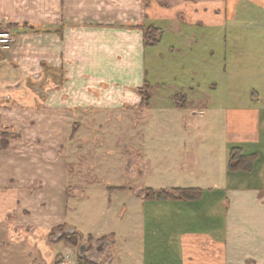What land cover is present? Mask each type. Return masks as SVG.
I'll return each mask as SVG.
<instances>
[{
    "label": "crops",
    "instance_id": "0c3cea01",
    "mask_svg": "<svg viewBox=\"0 0 264 264\" xmlns=\"http://www.w3.org/2000/svg\"><path fill=\"white\" fill-rule=\"evenodd\" d=\"M18 3L30 4L0 0V22L24 27L0 50V264H264V0H48V16L33 18ZM161 24L178 35L185 26L219 33L223 76L247 86L225 97L235 106L208 95V125L178 127L182 172L172 178L181 183L160 190L201 194L150 200L152 186L139 190L136 176L120 175L122 186L105 190L106 208H74V132L99 133L100 118H128L147 99L161 111L195 112L200 81L155 106L164 82L148 66L146 31L162 37ZM233 151L249 166L230 170Z\"/></svg>",
    "mask_w": 264,
    "mask_h": 264
},
{
    "label": "rangeland",
    "instance_id": "374dc122",
    "mask_svg": "<svg viewBox=\"0 0 264 264\" xmlns=\"http://www.w3.org/2000/svg\"><path fill=\"white\" fill-rule=\"evenodd\" d=\"M25 1L30 4L20 10L18 3L19 11L17 10V13H24V16H29V18L48 16V0ZM38 2L45 3L41 4L39 11L35 10L34 6ZM0 24L3 29L10 30L12 37L10 42L0 46V50L7 52L17 44V38L14 36L15 33H18L16 30L24 27L5 22H0ZM253 25L251 24L249 27H253ZM160 26L163 31L162 37L158 36V33L150 31L152 33L151 46L147 51V63L151 72L155 73V78L162 79L161 81L164 82V86L160 85L161 87L158 89L159 99L155 101V106L164 105L165 107L168 104L169 96H176L182 85L185 92L191 93V90L188 92L190 84L200 81L201 86L194 93L195 99H197L192 102V108L189 107L192 112L195 111L197 117H193L194 113L192 115L189 113L188 118L187 113L182 116L179 111H161V107L154 109L151 105L150 107L145 106V102L149 101L147 99L142 107L137 108L135 113H131L129 119L113 114L100 118L102 122H99V125L102 130L99 133L83 131V133L77 134L80 138L76 139V132H74V140L67 147L72 178L71 188H74L70 206H74V208L80 209L86 204L106 208L108 200L105 190L122 186L118 180L121 178L129 177L133 182V178L136 176L135 185L137 186L135 187L140 188L139 190H144L146 186H152L155 192H159L161 188H167V186H178L181 182L175 181L172 177H175L179 167L176 163L177 159H175L180 149L179 143L185 137L181 131L179 132L178 127L189 128L190 124H194L193 120L195 119L202 126L209 124L208 95H214L216 92L217 104L229 107V105H238L239 102L225 101V97L228 99L230 94H234V98L237 95L240 97L247 90V86L242 85L239 78L229 81L222 74L221 64H225L224 47H222L224 44L219 33L211 32L205 28L185 26L182 33L178 35L168 25L161 24ZM190 39L193 43H189ZM152 43L156 44L152 45ZM232 57L233 53L230 52L228 65L231 71L235 72L236 69L231 63ZM214 80L220 85L217 90L212 91L213 86L209 83ZM226 80L232 82V85H225ZM182 103H184L183 100L178 98V107H181ZM85 120L88 121L84 122L85 125L89 123V126L94 127L97 123L92 120V117L85 118ZM220 123L223 124V121H218L216 125ZM204 135V139L201 141L206 142L209 137L206 133ZM181 169L191 171L192 168L184 161ZM167 174L169 180H167ZM120 175L122 177L117 179V176ZM150 183L152 184L150 185ZM188 183L191 182H186L184 185L187 186ZM92 219L96 220L97 214ZM98 219L100 220V218Z\"/></svg>",
    "mask_w": 264,
    "mask_h": 264
},
{
    "label": "trees",
    "instance_id": "16d2710c",
    "mask_svg": "<svg viewBox=\"0 0 264 264\" xmlns=\"http://www.w3.org/2000/svg\"><path fill=\"white\" fill-rule=\"evenodd\" d=\"M155 32L157 33V30L155 29H150L148 33H146V44H150V38H152V33ZM150 32V33H149ZM156 43H158L156 41ZM156 43H152V45H155ZM250 159L249 158H242L239 155L238 151H233L231 155V163H230V170H237L241 166L245 165L246 167L249 166L250 164ZM176 194L178 199L182 200H190L192 201L193 199H196L200 194L201 190L199 189H175L173 191H167V190H160L159 192H155L154 190H147L146 191V197L147 199L150 200H165V199H170V198H176L174 194Z\"/></svg>",
    "mask_w": 264,
    "mask_h": 264
},
{
    "label": "built area",
    "instance_id": "2783aa9c",
    "mask_svg": "<svg viewBox=\"0 0 264 264\" xmlns=\"http://www.w3.org/2000/svg\"><path fill=\"white\" fill-rule=\"evenodd\" d=\"M11 38L12 37H11V34H10V30L3 29L0 26V46H4V44H7L8 42H10ZM1 48H3V47H1Z\"/></svg>",
    "mask_w": 264,
    "mask_h": 264
}]
</instances>
